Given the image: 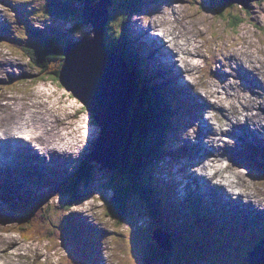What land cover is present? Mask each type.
Returning <instances> with one entry per match:
<instances>
[{
    "label": "rangeland",
    "instance_id": "1",
    "mask_svg": "<svg viewBox=\"0 0 264 264\" xmlns=\"http://www.w3.org/2000/svg\"><path fill=\"white\" fill-rule=\"evenodd\" d=\"M7 1L8 0H0V58H6L7 62L11 64V73L19 72L20 69H22L25 75L24 80L28 81V78H31L33 81L35 79L33 77H35L36 73L31 71L32 69H30L27 60L23 57V54L20 52V50L15 49L8 43L2 42L3 36L13 34V39H11V42H16L19 40L20 44H26L28 46L33 43V40L30 39L31 35H29L28 32L23 31L22 29H19L20 32H17L8 24L7 19L10 16L11 18L14 17L16 13L13 11L10 12L6 8ZM9 1L12 5H19L17 9L18 14L26 19L30 25L36 24L35 27L31 28H37L39 25V27L41 26L45 30L51 29L55 32H59L61 36L65 35L67 40H74L78 37L82 39H86V37L88 36L92 37L91 31H89L88 27L85 26L84 32L81 29L76 28V24L77 22H79L80 3L78 2L80 1L72 2V7L74 8V10L70 15V23H68L66 20L53 21V18H50L51 7L49 11L43 8L39 13L34 14V8H36V10L40 9L38 5H40L41 2H44V0ZM200 3L201 0H169L165 9L164 6L158 2V4H155L154 6L150 5L149 8L143 7V12L147 11L146 14L149 16V18L143 16L144 14L143 12H141L138 16L135 17V19L131 17L129 23H138L142 17H145L146 23H149L151 20V22L155 24H152V26H158L160 29L163 28L164 31H171L172 28L180 29L179 26L184 25V27L180 31V34H183L184 32L183 35H187L191 38H196V40L198 41V47L189 48V51H193V53H190V67L193 71L192 81L193 83L195 82L197 87L204 85L203 81L209 78L210 73L215 70L216 67L224 70V66L222 67V64H227L230 62L232 64H239L238 57L240 53L241 55H251L253 56V58L260 60L264 64V32L260 31V28L264 27V0L250 3V5H248L249 8L247 7L249 13L246 12L247 9L245 10L240 6L233 5V9H230L232 11V14L237 15L244 20L238 28L234 29H230L229 25H227L228 23H226L228 20H230L229 15H225V13L223 21L222 19H219L220 17L224 16L223 13L219 15V18H217L216 16H213V13L205 11ZM204 3L205 2H203V4ZM64 5H66L65 2H63L62 7ZM153 10L156 15H152ZM46 12L50 15H48ZM66 14L67 12L64 11L65 16ZM176 15H179V25H177L176 21L173 20ZM72 18H77L78 21H73ZM49 19L51 20V22ZM142 20L145 21L144 19ZM116 22L117 19H112L111 25L116 24ZM118 23L119 21L117 22V25ZM136 23L133 26L134 28L136 27ZM107 28L109 29L110 36H108L105 43L108 46H112L113 43L111 40V35H113V33H111V27L109 25H107ZM141 29H148V24L139 25V31ZM65 31H68L67 34H65ZM139 31H137V33ZM76 32L80 33V36L75 35ZM177 33L179 34L178 30ZM89 37L88 39H90ZM136 38L141 39V37ZM72 48L75 47L73 46ZM194 51L196 53L199 52L200 55L203 54V58L192 56V54H194ZM31 56L38 64V67H35V70H42L43 74H46L47 72L45 66L47 65V63H38L34 53H31ZM51 56L55 55L52 54ZM248 59L251 60V57H249ZM163 62H166L165 57L163 58ZM255 66L257 68L261 67L258 64H255ZM225 67V71H229L227 66ZM250 69L253 70V67H251ZM53 72L54 74H58L60 72L58 63ZM233 74H235L233 70L228 74L230 75V81ZM27 81H25L26 83L21 81V84L17 85L14 88L11 87L9 90L5 91L7 94H11V99L13 100L12 103L14 104V106L13 108H11V113L7 110H0V124L4 125L7 122H11V119H13L14 122L15 119L16 122H19L20 119L24 118V115H28L29 113L36 115V117H33V120L35 121L38 117L37 114H44L47 112V110H49L50 118L53 121L59 119L58 127L55 126L54 131L49 132V140L53 141L56 138V141L59 144L62 142L60 146H62L64 152L72 155L73 157L77 155L76 153L85 150L88 152L90 158L95 162V169L90 181V185L88 187L87 198L84 202H81L83 198H81L80 196H85L84 193H81L80 195H73L68 200V202L71 203L68 208V214L72 215L80 213L83 215V217H81V222L82 220H84L88 224H96L97 228L93 234H88V238L84 234H80L77 235L76 239L78 238V242L80 244L86 243V246H89L92 243L93 239L95 240V242L101 243V261H104L105 264H131V248H134L133 251H135L136 248V251H138V253H141L148 246V243L140 242L141 244L135 245L137 241L132 236H130L127 226L131 228L133 226L141 225L133 224L132 222L127 220L126 222L122 223L123 226L121 228H116L112 216L107 215L103 206V204L107 202V199H109V197L112 195V191L110 190V188L112 186H119L121 184L124 185L125 182L127 183V180H123L121 176L115 178L111 177L110 171L108 169H104L107 168L105 157L100 152H97V148L92 147L94 139H92V144L91 140L88 141L89 145H91L90 147L88 146L86 140L88 117L87 113L84 111L77 100H75L70 94L62 89L58 83L52 84L47 80L46 82L39 83L35 87H31L32 81ZM241 87H243L246 92L249 93V88L247 87V85L243 84L241 85ZM223 91H219L220 97H227L231 94L230 91ZM209 93L211 94L212 92L209 91ZM250 95L252 96L251 93ZM29 96L34 98H30ZM244 98L245 100H242L243 104H248L249 109H254L251 104V102L253 101H250L249 97ZM243 104L242 106L245 107ZM40 105H42L44 108H38L40 107ZM230 106L235 107L236 105L232 104ZM208 114V111L207 113H204V118H209ZM179 119H182L185 123L188 121V119L196 122L199 120L196 114L189 115L187 114V112H184L182 118ZM211 125H214V123H211ZM223 128L225 129V126ZM12 129H15V125L11 126V130ZM179 129L180 131L178 138L173 139L171 141L172 143H177V141L180 140L181 134L183 132L184 133L182 137L185 139H189V133H186L183 127ZM218 137V143L221 144L222 139L220 135H218ZM238 153H240V150H235L233 154V156L236 157L234 159H237L236 163L234 162L235 165H246L244 161L247 160H244V158L247 157L248 154H244L240 157L238 156ZM109 157L113 159L112 155H109ZM262 162H264V159L259 158V163L263 164ZM213 164L214 166H218L224 169L223 171H225L226 173V168L230 167L233 163H231L228 158H224L220 162L214 161ZM261 166L263 165H260L259 167ZM160 167L164 172V161L160 162ZM249 167L250 169L243 168L242 170L237 167L236 172L230 173L229 178L235 182L234 184L236 188H238V185L241 186L240 188L243 191H250L251 197L259 200L260 194L264 195V189H262L264 188V178H261L259 180H252V177L246 178V176H242L241 172L247 175L249 170H253L251 166ZM175 168L178 169V166L176 165ZM191 170H194V168H192ZM222 176L225 177L226 175L222 174ZM231 176H233V178ZM59 197L60 196L58 193H53L52 198L46 199L45 203L49 205L48 210L52 211V214L55 215L56 222L60 224V219L62 218V215L65 211L59 213L57 209L58 206H61L59 203ZM3 206L6 205L2 204V207ZM62 207L65 208L64 206ZM129 208L134 213L144 212L143 209H140V205L137 203V199L134 194H132V198H130ZM38 210L39 209H35L33 212H25L23 215H18L14 212L11 213V217L13 215H18L22 218L30 217V213L33 214L32 216L35 217V220L34 223H31L29 220L30 225L26 223L21 225H3L0 220V223L2 224H0V264H38L39 261L42 264H48L46 258H50L49 262L53 264H56L55 261L57 260V258L61 259V264L69 263L65 254L72 248L70 247L72 243L68 240H64L61 246L57 249H53L51 245L46 244L45 239L47 237V232L44 230V227L37 228V221L45 225L46 220ZM37 216L43 218V220L39 221V218ZM5 219L6 222L9 217L7 216L5 217ZM48 230H55V227L49 228L47 229V231ZM220 231L221 230H219V232ZM40 232L42 233V236L39 235ZM190 234H192L190 236V240H188V238L184 235V239L180 241L181 244L190 243V245H186L185 248L175 251V263L173 264H187L186 252L191 250L192 245L195 246L197 254L199 253V250H201V248H203L205 252L218 251L217 249H220L221 251L226 253L231 260V262H229V260L227 259L216 260L213 256V258H209L208 260H206L208 264H239V258L244 259L246 257V253H251L253 246L263 237V234H252L248 239H246L247 245L244 247V250L242 252L239 248L243 243L238 239V243L237 245H235L236 251L229 247L230 244L236 241V239L232 235L215 233L216 235L212 236L210 239H207L206 243H202L204 242V238H206L205 235H201L200 238H195L193 236L194 233L191 232ZM31 235H38L39 239L35 241L30 240L29 242L30 238L28 237ZM254 236L255 241H253ZM14 241L21 242V245L23 246V252L15 251L13 249L14 247H11V243H13ZM93 247H96V245L94 244ZM10 248L11 253L9 251ZM51 250H56V252L51 254L47 253ZM30 252L32 253L31 255H29ZM43 255H45L46 258L42 260H36V256L40 258ZM170 263L171 262L169 261V264ZM241 263L245 264L244 261H241Z\"/></svg>",
    "mask_w": 264,
    "mask_h": 264
},
{
    "label": "bare ground",
    "instance_id": "2",
    "mask_svg": "<svg viewBox=\"0 0 264 264\" xmlns=\"http://www.w3.org/2000/svg\"><path fill=\"white\" fill-rule=\"evenodd\" d=\"M46 1L50 5L51 0H46ZM84 1L88 5L92 4L91 0H84ZM156 2L157 3L159 2L160 4H162L165 8L166 5L168 4L169 0H156ZM18 6L19 5H12L9 0L7 1L6 8L10 12L13 11L16 13V15L14 17L11 18V16H10L7 19L8 24L10 25V27L12 29H14L17 32H20L19 29H22L23 31L28 32V34H29V28L35 27L36 24L30 25L26 19L21 17L17 12ZM38 6L40 7V9L36 10V8H34V14H37L42 10L43 2H41L40 5H38ZM98 14L100 15L99 12H98ZM176 16H175L176 18L174 17L173 20L176 21L177 25H179V19H178L179 15H176ZM135 17H136V15L132 16L133 19H135ZM50 22H51V20H50ZM183 27H184V25H180L179 26L180 29H173L172 28L171 31H167V30L163 31L159 44L163 50H168V49L169 50L168 51H161L159 49H151V50H149V58H150L152 63L157 62L160 64V66L163 69H165L164 71H162V75H164V76L168 75L169 76L170 74H172L171 73L172 70L170 68H168L163 63V58L165 57L166 53H171L173 55V59L172 60L170 59L171 62H175V63L179 62L182 64V71L180 72V74H183L184 76L189 77L190 81H192V75H193L192 72L193 71L190 67V56H191L190 53H193V51H189V48L198 47V45H197L198 41L196 40V38H191V37H188L187 35L186 36L183 35L184 32H183V34H180V31ZM37 28L41 29L42 27L41 26L39 27V25H38ZM177 30L179 31V34L177 33ZM137 31H139V29H137ZM148 32H149V30H148ZM75 35L80 36V33L76 32ZM12 36H13V34L12 35L8 34V35L3 36L2 42L8 43L9 45L14 47L15 49L21 50V51H25V49H27L29 47H36V42H34V41L30 46H28L26 44L25 45L20 44L19 40L16 42H11V39H13ZM153 36H155V39H156V35L153 34ZM136 37H141V39L143 40L144 36L139 31L137 33ZM178 37H181V38H178ZM30 39H31V37H30ZM144 48H146L144 50H147V47H144ZM192 56L203 58V54L200 55L199 52L196 53L195 51H194V54H192ZM249 57H251V60L248 59ZM238 58H239L238 59L239 64H236V63L232 64L231 62L227 63V64H222V67L224 66L223 67L224 70L216 67V69L213 70L211 72V75H210V77L212 78L211 79L212 81L206 80V81H204V85L198 86L200 89L204 90L203 92L199 91L197 93V91H195V89H194L195 82L194 83L190 82L189 84L185 85L187 92L190 91L191 93L196 95L197 99H199L202 102L203 106L205 107V110L207 109V111H209L213 115L214 119H216L217 121L223 122L225 124V126L229 127L227 130V133H229L230 136H233V134H232L233 130H244L246 137L248 138V140L251 141L250 143L252 145L250 146V149L254 153V158L247 152L248 148L245 145H243L241 143L234 144L232 139L224 140L221 144H219L218 143L219 137L218 136H216L214 138L212 137L211 128L208 125L206 127V122L203 120L200 121L196 125V127L193 128L192 131L190 132L191 137L193 136L194 140L201 137V138H203L204 141H205V139L208 140L209 141L208 144H210L209 150H201L199 148L198 152L202 151V152H205V154L198 156V157L194 156L190 160V169L194 168L193 171L195 172L198 168H201L204 171H206L210 168L211 174L208 177L204 176L205 183H206V190H209V185H211V186H214L215 188H217L219 190L225 191L227 194L236 193L235 190L237 188L235 187V184H234L235 182L233 180H231L229 178V176H230V173L236 172L237 167L236 168H235V166H232L231 168L228 167L226 170V172H228V174H226V176L223 177L222 171L217 169L216 167L211 166L210 162L207 160L210 157L209 153L211 151L213 153H216L215 156H217V157L222 156V157H227V158H228V156H227L228 153H232L230 161L232 163H234L237 160V159H234V158H236L235 156H233L234 151L240 150V153H238V156L241 157L244 154H248L247 157L244 156L245 158L244 157L243 158L246 160L255 161L259 165H263V164L259 163V161L257 160V158L255 156V152H254V145H255L254 141H255V139L251 138V136L249 135V131H252L249 129V125L250 124L257 125L264 130V110H262V109H264V106H263V104H264V64L260 60L253 58V56H251V55H245V54L241 55V53H240ZM255 64H258L261 67L257 68L255 66ZM225 66H227L229 71H225V69H226ZM251 67H253V70L250 69ZM232 70L235 73V78L237 81H229L230 75H228V74ZM31 71L35 72L33 70H31ZM242 73L243 74L247 73L250 75V77H251L250 83H248V79H242L241 78L243 76H246V77L248 76L247 74L242 75ZM24 77H25V75H24L22 69H20L19 72L11 73V64L9 62H7L6 58H3V59L0 58V110H7L11 113V108H13V106H14V104L12 103L13 100L11 99V96H9L5 91L9 90L11 88L12 82L23 81L24 83H26L25 81H27V80H24ZM28 81H32V79L28 78ZM18 84H20V83H18ZM243 84L247 85V87L249 88V93H247L246 90L243 87H241V85H243ZM14 85H16V84H14ZM220 90L230 91L231 94L227 97H220V92H219ZM209 91L212 93L210 94ZM187 92H186V94H187ZM250 93L252 94V96L250 95ZM260 93H261V95H259ZM244 97H249L250 101L251 100L253 101V102H251V104L255 110L249 109L248 104H245V103L243 104L242 100L243 99L245 100ZM30 98H34V97H30ZM232 104H234L236 106L235 107L230 106ZM242 104L245 107H243ZM38 108H44V107L42 105H40V107H38ZM218 108H224L225 109L226 117H222L220 115ZM37 116H38L37 120L34 121L33 117H36V115L29 113L28 115H24V118L20 119V122H14L13 119H11V122H7L4 125L0 124V137L6 138V139H11L13 137L23 138V135L31 136V138H30L31 143H35L36 145H38L41 148L42 151H44L48 154L54 153V149L50 147L51 144H49V142H47L46 136L49 135L50 131H54L55 126L58 127L59 119H56L55 121H53L50 118L49 110H47V112L44 114H37ZM13 125H15V131L11 130V126H13ZM59 128H60V125H59ZM215 133H217V132L215 131ZM224 133H225V130H223V128H220V134H224ZM31 143H28V144L31 145ZM53 143H55V142H52V144ZM258 145L264 149V147L261 144H258ZM245 148H246V151H245ZM182 157L184 158L185 155H182ZM185 159H186V157L183 160H185ZM213 169L215 170L214 172H213ZM195 173L197 174V172H195ZM241 175L245 176L244 173H242V172H241ZM231 177L233 178V176H231ZM248 177H250V176H247L246 178H248ZM196 179L199 180L198 175H196ZM256 188H258V187H256ZM262 189H264V188H262ZM52 195H53V193L49 194L47 192H44L42 196L45 199V198H52ZM69 196L71 197L72 195L71 194H65V199H64V203H65L64 204V207H65L64 211L65 212L63 213L62 218L60 219V224L58 225V227H60V230L58 232L66 231L69 228V226H71L74 223L72 215L68 214L69 205H68L67 201H68ZM241 198L245 199V201H246L245 204L250 206V208L253 207L256 210H262V214H264V210H263L264 209V195L260 194L259 200H256L255 198L251 197L250 191L242 193V195H240V196H237L235 201H232L231 204L226 206V207L220 205L221 207H218V210L229 212L228 207L232 206L233 209L228 214L233 212L231 217L234 219H238L241 217L243 218L245 216V215H243L244 212L242 213L243 209L245 210L246 214L247 213L252 214V212L250 211V209L247 206L240 203L239 200ZM210 205H211V208L215 209V207L211 203H210ZM35 208H42L43 212H45V210L48 208V205L43 202L40 204H36ZM58 210L61 213L63 209H58ZM11 211H14V212L19 213V214L22 213V212L18 211L17 209H15L14 207H11ZM5 217H7V216H6V214L3 213L2 216L0 217V220H6ZM53 223H55V222H53ZM82 224H85V222H80V225H82ZM85 225H87V224H85ZM85 225H83V226H85ZM231 225L232 224H229L228 227H231ZM116 227H118V226L116 225ZM96 228H97V226H96V224H94V226L92 227V230H90V234L91 233L93 234L94 231L96 230ZM221 231H224V230H221ZM50 232L51 231H48L47 234H49ZM164 232L166 234H169V232H166L165 230H164ZM11 247H14L13 249L15 251L23 252V246L21 245V242H19V241H14L13 243H11ZM86 247H88V246H86ZM93 248H94V252H96V247H93ZM9 251L11 253V248ZM263 252H264V250H263ZM31 254L32 253L30 252L29 255H31ZM43 258H45V256H42L40 258H38L36 256V260H42ZM47 260H49V258H47ZM261 260L263 261L262 258H261ZM95 261L98 262L96 260V257H95ZM50 264H52V263H50Z\"/></svg>",
    "mask_w": 264,
    "mask_h": 264
},
{
    "label": "water",
    "instance_id": "3",
    "mask_svg": "<svg viewBox=\"0 0 264 264\" xmlns=\"http://www.w3.org/2000/svg\"><path fill=\"white\" fill-rule=\"evenodd\" d=\"M205 1L206 0H202V2ZM251 1L255 0H221V3L224 5L237 4L244 6L243 8L247 9L248 3ZM107 6L108 4H105V2L100 8H98V4L88 7L86 5L84 6L83 3V8L80 12L81 17H79V20L82 18L81 22L83 21V23H88L93 27L96 38L91 41L82 42L75 48L70 47L69 49L64 50L62 54L64 56L62 59V65L60 72L58 73V83L61 85V88L71 94L77 101L80 102L81 105L84 106L88 117L87 144L90 147L91 145H89L88 141L91 140L92 144V139H94L92 147L97 148V152L104 155L107 169L110 171L111 177L115 178L112 173L115 172L116 166L119 165L122 158L120 157L121 147L122 144L126 142V132L128 126L126 119L131 102L128 91L130 84L126 81V79L122 78V75H119L115 65H113L108 59V53L105 51V57L102 58V53L98 48L96 39L98 38L99 31L102 32L103 23L106 20ZM90 10L92 14H90ZM94 16L97 17L100 22L97 21ZM33 78L35 79L31 83L39 82L36 77ZM118 148V156L115 158ZM109 155H112L113 159H111ZM235 163H233L230 168L232 166H236ZM236 167H239L241 170L243 168H248L244 164H238ZM91 175H89V183ZM244 175L246 177H252V180H259L262 178L259 175H253L250 170L247 175L245 173ZM114 190L115 194L112 193L106 202L109 215H111V211L109 210L110 204L112 203V205H115L117 200L119 203L120 193L118 194V191L116 189ZM125 204L126 201L123 200L121 202V206L123 205V207L118 209L119 215H116V218L121 222L127 221L128 215L125 212ZM3 213L6 214V216H9V219L6 222L5 220H1L3 225L19 223L18 220H11V213H7L3 210H0V217ZM23 222L24 221H21V224ZM28 238H30L29 242L30 240L33 241L32 235ZM133 250L134 248L132 247V257L134 253ZM246 261H248L249 264H264L263 250L258 249L248 254Z\"/></svg>",
    "mask_w": 264,
    "mask_h": 264
},
{
    "label": "trees",
    "instance_id": "4",
    "mask_svg": "<svg viewBox=\"0 0 264 264\" xmlns=\"http://www.w3.org/2000/svg\"><path fill=\"white\" fill-rule=\"evenodd\" d=\"M62 1L65 2V4H66L63 7H62V5H63ZM73 1H76V0H54L55 4L53 6H51V9H50V12H51V15L53 16V18L54 19H58V20L66 19V21L68 23H70L71 16L68 17L70 15L68 5H72L71 2H73ZM78 1H81V0H78ZM131 1L132 0H126L125 1V9L127 11H129V12H131L132 10L138 8L137 5H136L137 0H133L132 2ZM220 3H221V1H217V0H206L205 9L207 8L211 12H218V15L221 14V13H223V15H224L225 12H226L227 7L223 3H221V4ZM49 6H50L49 3L46 0H44L42 9L45 8L46 10L49 11ZM217 7H219V8H217ZM64 11L67 12L66 16L64 15ZM48 15H50V14H48ZM229 16L231 17V19L228 20V23H230L232 25L239 24L238 23V18H239L238 16H234V15H231V14H229ZM73 21H78V20H77V18L76 19L74 18ZM86 27H88V26H86ZM76 28L81 29L83 32L85 31V25L83 24V22H81V20H79V22H77ZM88 28H89V31H91V28L90 27H88ZM20 52L23 54V57L27 60L29 66H30V69H32L33 71L36 72L35 77L37 78V80H39V82H37V83H31V87H35L39 83H41L43 81H46V80H49V79L51 80L50 83H52V84H57L58 83V74H54L53 71L57 67V63H58V66L61 68L60 62L62 61V58H61L60 55H58L57 49L54 48L53 45H50V46H48V48H46L45 46H41V45H37L36 44V47H29V48L25 49V51H21L20 50ZM31 53L35 54L38 63H43V62L47 63V65L45 66L46 72H47L46 74H43L42 70H35V67H38V64L32 58ZM52 54H54L55 56H51ZM57 55L60 56V57H58ZM137 58H138V55L135 56L134 59L133 58L131 59V62H132L130 64L131 66H135V62L134 61ZM20 82L21 81L12 82L11 83V87L12 88L16 87L17 84L20 83ZM14 84H16V85H14ZM8 95L11 96V94H8ZM146 105H147V103H144V105H141L140 103H138L139 108H142V109H148ZM130 119L131 120L134 119V108H133V106H132V110H131V114H130ZM150 120H152V118H150ZM155 145H156V143L153 144V149L156 150V146ZM118 173H119L118 176H121V178L124 177L125 174L130 175V176L131 175L132 176L135 175V173L132 171V169L130 167L127 170H122L121 172H118ZM113 175L117 176L116 173H114ZM127 175H125V177L128 178ZM119 190L121 191L120 192L121 196H119L120 197L119 198V203H118V200L115 203L114 209L116 211H118L117 208L123 207V205L121 206V202L124 200L123 197H125V191H126L125 188H124V185H119ZM66 194H71V193L67 192ZM70 198L71 197L69 196L68 200ZM3 207L6 208V210L11 213V210L7 207V205L3 206ZM32 209L35 210V206H33ZM32 209L30 211H32ZM116 215H119V212ZM11 218L15 219V220H18V217L16 215H13ZM18 222H19L18 224H21L20 220H18ZM31 222H34V218L33 217H31ZM116 222L117 221H115V223ZM160 255H161V252H158L156 254H149V255L141 257V259H139L138 261L136 259H134L133 264H158L160 262V257H159Z\"/></svg>",
    "mask_w": 264,
    "mask_h": 264
},
{
    "label": "clouds",
    "instance_id": "5",
    "mask_svg": "<svg viewBox=\"0 0 264 264\" xmlns=\"http://www.w3.org/2000/svg\"><path fill=\"white\" fill-rule=\"evenodd\" d=\"M55 4V2H54V0H51V2H50V7L51 6H53ZM68 8H69V10L71 9V6L70 5H68ZM98 8H100V6H98ZM80 12L81 11H79V17H81L80 16ZM93 16V15H92ZM94 18L97 20V21H99V19L97 18V17H95L94 16ZM82 18H80V20H81ZM91 35H92V37H89L90 38V40H93V39H95V33H94V30H93V27H91ZM88 41H89V39H88ZM66 49H68L67 47H65V50ZM248 258V255H246V257L243 259V261H244V263L245 264H249V262L248 261H246V259Z\"/></svg>",
    "mask_w": 264,
    "mask_h": 264
}]
</instances>
